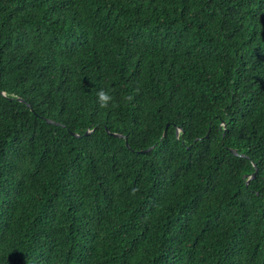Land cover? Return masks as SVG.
I'll use <instances>...</instances> for the list:
<instances>
[{
  "label": "trees",
  "instance_id": "obj_1",
  "mask_svg": "<svg viewBox=\"0 0 264 264\" xmlns=\"http://www.w3.org/2000/svg\"><path fill=\"white\" fill-rule=\"evenodd\" d=\"M0 264H264V0H0Z\"/></svg>",
  "mask_w": 264,
  "mask_h": 264
},
{
  "label": "clouds",
  "instance_id": "obj_2",
  "mask_svg": "<svg viewBox=\"0 0 264 264\" xmlns=\"http://www.w3.org/2000/svg\"><path fill=\"white\" fill-rule=\"evenodd\" d=\"M97 95L100 107L106 108L109 106L110 102L113 101V96L110 95L108 92L104 91L103 89H101ZM129 99L131 98L129 97Z\"/></svg>",
  "mask_w": 264,
  "mask_h": 264
},
{
  "label": "water",
  "instance_id": "obj_3",
  "mask_svg": "<svg viewBox=\"0 0 264 264\" xmlns=\"http://www.w3.org/2000/svg\"><path fill=\"white\" fill-rule=\"evenodd\" d=\"M47 120H49V121H54V120H52V119H50V118H47ZM107 130H108V128H107ZM90 130H86V133H88ZM109 131V130H108ZM73 133H75V134H77L78 135V133H76V132H73ZM111 133L112 134H114V135H118V136H121L122 134L120 133V132H115V131H111ZM126 144L128 145V142H127V140H126ZM150 147H148V148H146V149H141L140 151H145V150H148ZM231 150H232V152L233 153H236V154H238L239 152H237V150L235 149V148H231ZM239 154H241V153H239ZM254 174H255V170L252 172V174L250 175V176H248V178H247V182L249 181V178L250 177H253L254 176Z\"/></svg>",
  "mask_w": 264,
  "mask_h": 264
}]
</instances>
